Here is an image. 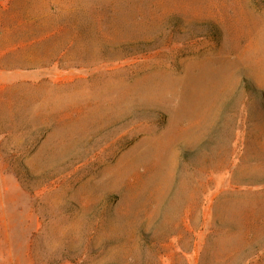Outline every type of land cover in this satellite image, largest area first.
Masks as SVG:
<instances>
[{
    "label": "rangeland",
    "instance_id": "1",
    "mask_svg": "<svg viewBox=\"0 0 264 264\" xmlns=\"http://www.w3.org/2000/svg\"><path fill=\"white\" fill-rule=\"evenodd\" d=\"M0 264H264V0H0Z\"/></svg>",
    "mask_w": 264,
    "mask_h": 264
}]
</instances>
